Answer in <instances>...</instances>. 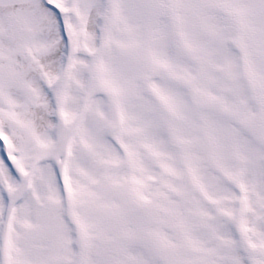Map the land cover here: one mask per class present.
I'll use <instances>...</instances> for the list:
<instances>
[{
    "label": "snow or ice",
    "instance_id": "snow-or-ice-1",
    "mask_svg": "<svg viewBox=\"0 0 264 264\" xmlns=\"http://www.w3.org/2000/svg\"><path fill=\"white\" fill-rule=\"evenodd\" d=\"M0 264H264V0H0Z\"/></svg>",
    "mask_w": 264,
    "mask_h": 264
}]
</instances>
